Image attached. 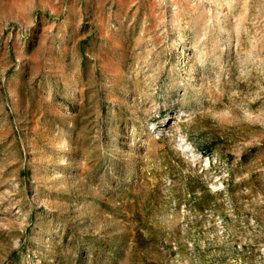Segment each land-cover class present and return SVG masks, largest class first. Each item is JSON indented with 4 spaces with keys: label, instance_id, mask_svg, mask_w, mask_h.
Returning <instances> with one entry per match:
<instances>
[{
    "label": "rangeland",
    "instance_id": "1",
    "mask_svg": "<svg viewBox=\"0 0 264 264\" xmlns=\"http://www.w3.org/2000/svg\"><path fill=\"white\" fill-rule=\"evenodd\" d=\"M0 264H264V0H0Z\"/></svg>",
    "mask_w": 264,
    "mask_h": 264
}]
</instances>
